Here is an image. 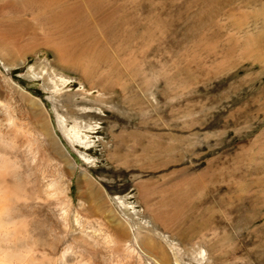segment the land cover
Here are the masks:
<instances>
[{
    "label": "rangeland",
    "instance_id": "1",
    "mask_svg": "<svg viewBox=\"0 0 264 264\" xmlns=\"http://www.w3.org/2000/svg\"><path fill=\"white\" fill-rule=\"evenodd\" d=\"M0 171V264H264V0H0Z\"/></svg>",
    "mask_w": 264,
    "mask_h": 264
},
{
    "label": "bare ground",
    "instance_id": "2",
    "mask_svg": "<svg viewBox=\"0 0 264 264\" xmlns=\"http://www.w3.org/2000/svg\"><path fill=\"white\" fill-rule=\"evenodd\" d=\"M51 1V0H50ZM55 1V0H54ZM57 1H59V0H57ZM64 16H67L66 15V13H65V10L64 11H62V13L61 14H54V18H60V17H64ZM68 17V16H67ZM54 20V19H53ZM37 104H38V106L40 107V109H41V114H43L44 113V111H45V105H44V103L43 102H41V101H39V102H37ZM43 112V113H42ZM44 115V114H43ZM50 125V124H49ZM49 125H48V123H47V121H46V123L44 124V125H42V128H43V130L42 131H44V132H42V133H44V135H45V137H47L48 139H49V141L53 144V145H55V146H57V148L59 149V153H60V156L64 159V160H66L67 162H69V165L72 167V168H74V165L72 164V162H71V159H69V157H68V153L65 151L64 152V150H65V148H60L59 147V144L58 143H60L61 144V139H60V137L54 132V130H53V128L51 129V128H49ZM16 130V129H15ZM11 133H13V131H14V129H11ZM16 132H18V131H16ZM10 133V134H11ZM48 141V142H49ZM6 158H8V157H6ZM6 165V164H5ZM7 168H8V166H6ZM5 168V167H4ZM5 171V170H4ZM7 174V173H6ZM9 175H10V173H8ZM42 174H43V171H42ZM11 176V175H10ZM47 176V175H46ZM12 177V176H11ZM37 177V176H36ZM45 179H47V181L49 180L48 179V177H44ZM36 180H37V178H35ZM39 179H40V177H39ZM22 181V180H21ZM31 182H32V180H30ZM29 181V182H30ZM44 181H46V180H44ZM28 181H24V179H23V181L22 182H16V181H13V180H8L7 178H6V175L2 172V171H0V206H1V208H0V214H1V212H2V214H4V209H5V211H9L8 209H7V207H9V205L10 206H12L13 205V209H12V212H13V215H12V217H10V219L9 220H12L13 218H17V217H19V216H24V215H26L27 214V212L25 211V208L24 207H26L27 205H29V202H31V201H33V200H31L32 199V193H37V191L35 190V189H31V187H30V189L31 190H26L27 188H26V185L29 183ZM36 182V181H35ZM38 182V184H42L41 182L39 183V181H37ZM51 182V181H50ZM31 184V183H30ZM32 184H35V183H33L32 182ZM31 184V185H32ZM52 185V182L51 183H46V184H42V186H39L38 185V191H40L41 193H39L40 194V196H41V194H43V193H45V189H48L49 187H47V186H51ZM42 187V189H40V188ZM29 189V188H28ZM33 191V192H32ZM43 192V193H42ZM47 193V192H46ZM45 193V194H46ZM22 196H23V199H22ZM39 195H35V197H34V199H36L37 197H38ZM20 197H21V200H19L20 199ZM40 198V197H39ZM19 200V201H18ZM23 200V201H22ZM18 201V202H17ZM22 201V203L21 204H19L20 202ZM11 204H10V203ZM6 204H8L7 206H5ZM4 206V207H3ZM3 207V208H2ZM29 208V207H28ZM27 208V210H28V212L30 211V208L28 209ZM7 209V210H6ZM11 211V210H10ZM9 211V212H10ZM8 212H6V214H7ZM1 214V215H2ZM10 214H12V213H10ZM9 214V215H10ZM1 215H0V219L2 220V218H1ZM2 217H3V215H2ZM5 217V216H4ZM8 218V217H7ZM0 220V221H1ZM4 220V219H3ZM16 221V220H15ZM14 222V221H13ZM2 223V225H4L3 223L4 222H1ZM7 223V222H6ZM2 249V248H1ZM8 251V250H7ZM6 251V252H7ZM5 252V253H6ZM2 253H4V251L2 252ZM4 253V254H5ZM1 254V253H0ZM3 254V255H4ZM2 255V254H1ZM14 255V254H13ZM6 256V255H5ZM7 257V256H6ZM8 257H9V255H8ZM2 258V257H1ZM13 258V257H12ZM7 259V258H6ZM10 259V258H9ZM19 259H20V257H19ZM32 260V259H31ZM31 260H27V264H32V261ZM19 261V260H18ZM21 261V260H20ZM33 263H34V261H33Z\"/></svg>",
    "mask_w": 264,
    "mask_h": 264
}]
</instances>
